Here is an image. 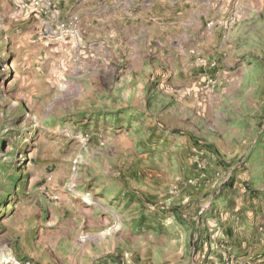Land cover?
Here are the masks:
<instances>
[{
	"label": "rangeland",
	"instance_id": "rangeland-1",
	"mask_svg": "<svg viewBox=\"0 0 264 264\" xmlns=\"http://www.w3.org/2000/svg\"><path fill=\"white\" fill-rule=\"evenodd\" d=\"M0 264H264V0H0Z\"/></svg>",
	"mask_w": 264,
	"mask_h": 264
}]
</instances>
